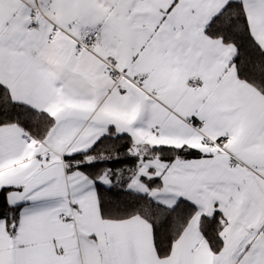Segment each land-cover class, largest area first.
Here are the masks:
<instances>
[{
	"label": "snow or ice",
	"instance_id": "1",
	"mask_svg": "<svg viewBox=\"0 0 264 264\" xmlns=\"http://www.w3.org/2000/svg\"><path fill=\"white\" fill-rule=\"evenodd\" d=\"M0 264H264V0H0Z\"/></svg>",
	"mask_w": 264,
	"mask_h": 264
}]
</instances>
